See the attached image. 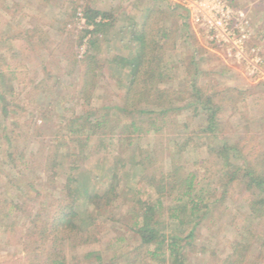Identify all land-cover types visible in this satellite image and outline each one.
<instances>
[{"label":"rangeland","instance_id":"1","mask_svg":"<svg viewBox=\"0 0 264 264\" xmlns=\"http://www.w3.org/2000/svg\"><path fill=\"white\" fill-rule=\"evenodd\" d=\"M227 2L248 22L241 52L213 42L188 12L184 20L179 16L183 10H167L183 5L180 0H0V94L6 99L0 102V264H49L58 258L95 264L97 256L107 264H177L168 253L154 259L145 255L132 233L143 204L159 195L161 205L153 215L162 223L160 233L183 239L190 232L192 222L181 227L167 219L176 194L156 190L166 177L173 182L175 173L195 175L210 205L178 261L264 264V191L227 182L229 169L212 152V139L200 135L202 115L187 108L143 121L136 116L140 131L131 146L108 136L111 128L128 122L121 111L125 95L110 59L131 53L124 48L130 27L134 21L137 30L144 29L151 7V19L169 35L161 56L170 81L164 78L160 90L174 102L190 93L194 82L217 112L219 136L241 145L234 153L238 162L247 159L264 170V0ZM86 7L109 12L116 20L96 35L100 69L95 70L84 60L87 31L92 30L83 18ZM85 113L93 114L94 124L107 119V127L95 134L88 126L80 128L81 122L70 126ZM140 152L144 162L133 171ZM69 176L78 178L80 190L90 196L105 194L115 183L113 202L103 206L102 201L100 207L83 194L68 196ZM74 197L83 217L79 231L66 238L59 217Z\"/></svg>","mask_w":264,"mask_h":264},{"label":"trees","instance_id":"2","mask_svg":"<svg viewBox=\"0 0 264 264\" xmlns=\"http://www.w3.org/2000/svg\"><path fill=\"white\" fill-rule=\"evenodd\" d=\"M151 9V7L147 9L146 16L144 17L145 21H142L145 26L144 29L137 30L136 27H134V21V25L130 27L129 40L124 44V48L131 50V53L128 54L129 56L115 55L109 62L111 66H114L115 68L117 74L116 78L118 80L117 85L122 89L125 95V103L124 107L121 108V111L123 114H126L125 117H128V122L122 127L117 126L114 129H110L108 135L109 139H116L117 142L119 141L123 145L127 144V146H131L133 136L140 131V128L137 126V121L134 119L136 116L139 120L143 121L147 118L150 119L154 115H157L158 117L160 115L168 114L169 110L175 112L187 108H193L195 116L202 115L204 118V120H202L203 124L199 128L200 135H202V137L209 135L210 139H212L211 143L214 144L213 147H210L212 148V152H216L215 154L217 155V158L220 160L222 159L224 163L223 165L229 169L228 173L225 174L227 182L235 181L236 183L243 184L249 191L254 188L264 191V170L261 171L258 170V168L256 169L253 163L246 161L247 159H244L242 164L238 162L239 159L235 154L240 152L241 145L237 142L235 144H230L225 137L222 135L219 136L217 126H219L220 120L217 119V112L212 108V102L209 99L204 98L205 93L194 86V82H191L192 91L185 94L184 92L181 93L184 94V96L177 98V100L174 101L175 103L170 100L169 92L160 90L158 87L160 83H163L164 78L165 80H168L167 75H164L162 72L163 60L161 52L163 51V47L166 44L169 35L160 32L159 26H157L158 20L151 19ZM180 9L184 12V14L179 15L180 18L188 20V14L187 11L184 10L185 8L183 5L168 6L167 10L174 12ZM82 12L86 26L92 27L91 31H87L90 38L86 41V57L84 60H86V63L90 66L91 70L97 68L100 69V65L97 61V48L100 39L98 36L96 37V35L111 29L115 25L116 20L112 17L111 13L92 7H86ZM149 24L151 25L149 26ZM186 25L187 24H183L184 27H186ZM188 67L190 69L191 65L189 64ZM3 68L4 66L0 65V78H3ZM0 102H6V99L3 98L1 94ZM167 103L170 108L165 110L164 108ZM150 107H153L154 109ZM92 116L93 114L91 113H89V115L85 113L83 117H76L71 122L70 126L73 127L74 122H81L82 125L79 126L80 128L84 129L88 126V128H91L90 130L95 134L101 128L107 127L106 125L109 123L107 119H102V117H100L101 119L99 118L95 120L94 124L91 121ZM117 129L121 130L119 133L120 135L116 136L115 130ZM242 131L243 133L247 132L245 126ZM103 137H106V133L100 134V138ZM114 145V142H112V147H114ZM68 153L69 152H67V154ZM139 155V160L131 165V168L134 169L133 171H135V168L138 165L142 166L144 162L141 152ZM99 160L101 162L103 161L102 159ZM60 165H62V163H60ZM70 168V170H73L75 167L73 165L70 166ZM132 175L136 176V173H133ZM111 177L113 178L114 175H111ZM170 178L171 177L169 176L162 179L160 183H163L164 185L156 186V190L158 191L157 188H159L167 193L173 192L176 194L174 204L167 209V219L175 221L177 225L181 227L185 223L192 222L193 227L190 232H188L187 236L183 239L178 238V236L160 233L159 226L162 223L158 219H154L153 215L161 205L159 195L157 200H149L143 204V212L136 217V221L133 223L132 233L139 238L141 247L145 249V255L154 259L168 253V256L174 262L176 261L177 264H183L181 261H178L181 260L182 249L190 243L192 238H194V229L206 216L210 205H208V198L205 196V190H203L201 186L198 187L195 175L189 173L188 175L180 176L178 173H175V176L172 179L173 182L171 183L169 182V180H171ZM67 181L69 183L67 186L68 196L72 197L76 194H83L82 197L87 198L92 204H98L100 207L102 206V201L103 206H110L114 200L113 193L115 190V183L110 186L105 194L101 196L96 194L90 196L86 191L80 190L78 178L69 176ZM149 183H151L150 180ZM150 186L152 187L154 185L152 184ZM74 201L75 197L72 199L70 206H66V212H62V216L59 217L60 220L62 219L61 221L65 223V230L62 231V233L66 238H69V234H75L79 231L78 229L80 228L78 222L83 217L81 216V212L76 210ZM259 204H263V201H260ZM1 216L6 217L5 214H2ZM84 222L86 221L83 220L82 223ZM84 226H88V224L84 223ZM261 243L264 244V238L261 240ZM231 259H233V257ZM234 261L231 263L234 264ZM49 264H67V262L63 258H58L51 260ZM95 264L107 263H105L103 258L101 259V257L97 256Z\"/></svg>","mask_w":264,"mask_h":264},{"label":"built area","instance_id":"3","mask_svg":"<svg viewBox=\"0 0 264 264\" xmlns=\"http://www.w3.org/2000/svg\"><path fill=\"white\" fill-rule=\"evenodd\" d=\"M180 1L187 7L191 21L209 32L213 42L231 45L232 49L241 52L248 37V22L243 12L234 9L227 0ZM256 64H261L259 58H256ZM257 70L260 71L259 68Z\"/></svg>","mask_w":264,"mask_h":264}]
</instances>
